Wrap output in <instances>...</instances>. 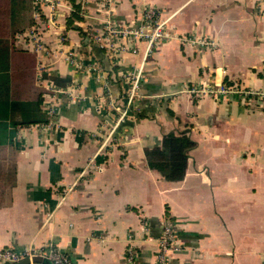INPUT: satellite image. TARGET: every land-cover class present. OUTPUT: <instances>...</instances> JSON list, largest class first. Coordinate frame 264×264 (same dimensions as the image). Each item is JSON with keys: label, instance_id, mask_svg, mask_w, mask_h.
I'll use <instances>...</instances> for the list:
<instances>
[{"label": "crops", "instance_id": "0c3cea01", "mask_svg": "<svg viewBox=\"0 0 264 264\" xmlns=\"http://www.w3.org/2000/svg\"><path fill=\"white\" fill-rule=\"evenodd\" d=\"M26 1L24 26L23 0H0L3 97L43 88L49 120L15 125L0 145V250L161 264L168 223L181 250L167 251L166 264H264V0ZM147 10L169 33L149 54L132 38L115 42L127 52L94 43L103 19L133 28ZM216 86L243 92H190ZM169 134L191 143L178 180L146 156Z\"/></svg>", "mask_w": 264, "mask_h": 264}, {"label": "built area", "instance_id": "2783aa9c", "mask_svg": "<svg viewBox=\"0 0 264 264\" xmlns=\"http://www.w3.org/2000/svg\"><path fill=\"white\" fill-rule=\"evenodd\" d=\"M34 5L41 6L44 5H56L53 0H33ZM104 27L102 31H97L94 34L92 33L91 37L94 43L98 46L111 50L112 52H127L128 49L122 46H118L115 42L116 40H128L136 39L139 41H144L146 43V53L149 54L153 47L169 38V33L165 29L164 22L160 19L159 14L154 10H147L143 16L142 22L139 26L130 28L126 26H116L109 19H103ZM29 36L32 40L38 43L36 33L30 31ZM76 68H80L81 65L75 63ZM96 71L95 69H92ZM130 76L132 85L129 90L130 96L134 98L138 97V88L139 82L141 81V74L139 72L131 73ZM55 92H58L56 90ZM190 92L195 94H204L218 97L219 95H226L231 93H239L243 91H235L233 89L226 88L225 86H216V87H206L205 89H191ZM242 94V93H241ZM52 109L50 108L48 114H52ZM108 134V133H107ZM109 138V136H108ZM177 238L174 232L172 225L164 223L161 236L158 240L157 253L156 257L159 263L166 264L167 262V251H180V246L176 244ZM35 257H40L43 259L49 260L52 264H72V262L61 254L56 249L47 246L46 249H34L28 248L23 253H15L8 249L0 250V258L4 263L14 264L23 259H28V264H40L33 263L31 260ZM134 258V254H133Z\"/></svg>", "mask_w": 264, "mask_h": 264}, {"label": "trees", "instance_id": "16d2710c", "mask_svg": "<svg viewBox=\"0 0 264 264\" xmlns=\"http://www.w3.org/2000/svg\"><path fill=\"white\" fill-rule=\"evenodd\" d=\"M30 8L29 2L23 0L21 9L23 11L22 20L24 26L29 20L28 13L30 12ZM9 13L8 16L12 17V12ZM5 77L6 73L0 67V145L11 143L13 136V133H11L12 127L15 125L45 124L49 120L47 114L43 113L40 109L46 94L45 89L39 88L37 94L33 97H30L29 93H25V98L22 101H11L7 97H3L6 96L5 94H8L4 93L3 89V85L7 83ZM43 78L47 79L49 76L44 75ZM67 80L51 77L50 83L55 87H65ZM15 112L19 113L18 123L14 122L15 119L12 118ZM8 127L10 128L9 131L5 132ZM190 145L191 143L184 136L166 135L162 140L160 148L147 152L146 156L149 167L161 173L166 180L180 179L186 166V150ZM133 254L135 258V250H133Z\"/></svg>", "mask_w": 264, "mask_h": 264}, {"label": "water", "instance_id": "95a60500", "mask_svg": "<svg viewBox=\"0 0 264 264\" xmlns=\"http://www.w3.org/2000/svg\"><path fill=\"white\" fill-rule=\"evenodd\" d=\"M33 263H40V264H52L49 260L47 259H43V258H40V257H35L31 260ZM29 263V260L28 259H23L17 263H14V264H28Z\"/></svg>", "mask_w": 264, "mask_h": 264}, {"label": "rangeland", "instance_id": "374dc122", "mask_svg": "<svg viewBox=\"0 0 264 264\" xmlns=\"http://www.w3.org/2000/svg\"><path fill=\"white\" fill-rule=\"evenodd\" d=\"M44 5V4H43ZM95 72H97V71H95Z\"/></svg>", "mask_w": 264, "mask_h": 264}]
</instances>
